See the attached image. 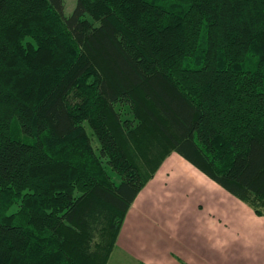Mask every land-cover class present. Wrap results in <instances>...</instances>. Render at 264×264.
<instances>
[{"label": "trees", "instance_id": "obj_1", "mask_svg": "<svg viewBox=\"0 0 264 264\" xmlns=\"http://www.w3.org/2000/svg\"><path fill=\"white\" fill-rule=\"evenodd\" d=\"M64 7L0 0V264H107L172 153L264 217V0Z\"/></svg>", "mask_w": 264, "mask_h": 264}, {"label": "crops", "instance_id": "obj_2", "mask_svg": "<svg viewBox=\"0 0 264 264\" xmlns=\"http://www.w3.org/2000/svg\"><path fill=\"white\" fill-rule=\"evenodd\" d=\"M107 264H264V217L172 153L128 211Z\"/></svg>", "mask_w": 264, "mask_h": 264}, {"label": "rangeland", "instance_id": "obj_3", "mask_svg": "<svg viewBox=\"0 0 264 264\" xmlns=\"http://www.w3.org/2000/svg\"><path fill=\"white\" fill-rule=\"evenodd\" d=\"M75 4H76V0H65V7H64L65 14H70L74 9ZM87 129L89 134L92 135V130L89 127H87Z\"/></svg>", "mask_w": 264, "mask_h": 264}]
</instances>
